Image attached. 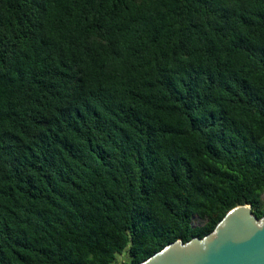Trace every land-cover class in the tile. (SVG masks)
<instances>
[{"label": "trees", "instance_id": "trees-1", "mask_svg": "<svg viewBox=\"0 0 264 264\" xmlns=\"http://www.w3.org/2000/svg\"><path fill=\"white\" fill-rule=\"evenodd\" d=\"M241 205L264 0H0V264H139Z\"/></svg>", "mask_w": 264, "mask_h": 264}, {"label": "water", "instance_id": "water-1", "mask_svg": "<svg viewBox=\"0 0 264 264\" xmlns=\"http://www.w3.org/2000/svg\"><path fill=\"white\" fill-rule=\"evenodd\" d=\"M139 264H264V217L237 206L204 238L177 240Z\"/></svg>", "mask_w": 264, "mask_h": 264}, {"label": "rangeland", "instance_id": "rangeland-1", "mask_svg": "<svg viewBox=\"0 0 264 264\" xmlns=\"http://www.w3.org/2000/svg\"><path fill=\"white\" fill-rule=\"evenodd\" d=\"M196 222H198V221H196Z\"/></svg>", "mask_w": 264, "mask_h": 264}]
</instances>
